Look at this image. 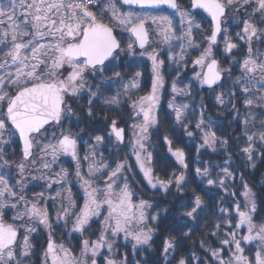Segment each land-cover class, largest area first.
I'll return each mask as SVG.
<instances>
[{"label": "snow or ice", "instance_id": "snow-or-ice-1", "mask_svg": "<svg viewBox=\"0 0 264 264\" xmlns=\"http://www.w3.org/2000/svg\"><path fill=\"white\" fill-rule=\"evenodd\" d=\"M124 5L128 10H122ZM165 7L179 14V34L172 16L163 14ZM133 8L161 12L152 14ZM241 10L247 18L232 17L233 23L240 27L234 41L225 25L230 13ZM198 15L199 22L195 19ZM204 24L208 25L206 30ZM194 29L203 33V43L195 39ZM173 40L179 41V52L173 50ZM239 41L246 46L245 55L240 59L233 57L229 66L223 67L216 54L221 43L223 53L231 56L234 49L238 50ZM160 43L169 45L167 58L176 72L168 108L175 124L183 127L188 137L199 133L202 143L197 153L205 147L216 151L217 144L226 145L228 141L217 135L216 125L205 116L202 103L194 124L196 132L190 130L191 105L177 100V97L192 95L191 83L178 86L182 83L181 69L186 70L189 64L192 79L201 89L210 90L218 105H230L237 118L240 111L235 101L242 100L246 110L242 121L246 146L241 151L251 167H255L257 143L264 155V119L257 128V117L253 114L254 109H264V50L260 47L264 46V0H189L187 7H181L178 0H0V145L14 142L21 145L19 162L6 157L0 147V264H32L31 257L35 253L31 234L37 232L39 226L48 233L42 264H129L126 253L117 256V241L121 236L126 243L132 242L134 252L141 246L151 247L160 213H149L153 207L149 201L134 200L127 178L122 176L125 170H132L126 158L111 167L103 152L97 150L99 145L113 140L124 144L125 128L119 126L117 119H112L108 132L94 135L95 143L81 157L78 134L65 129L64 121L73 112L69 98L78 99L86 91V113L92 119L93 103L100 95L101 86L111 88L119 84L132 109L129 117L134 121L129 142L131 153L147 185L165 194L174 188L176 194L183 196L189 187V163L184 149L175 147L167 135L164 137L179 169L161 178L154 170L153 155L146 144L152 130L158 131L161 124L159 109L165 86L162 71L165 60L153 46ZM189 49L198 50L190 61ZM137 56H146L151 61L152 75L150 90L133 98L131 90L141 88L143 72L134 70L125 82L121 69L127 70ZM225 79L232 81L227 102L223 92L216 94L217 88L225 87L222 83ZM95 81L99 83H93ZM121 95L117 91L104 103L118 106ZM260 115L264 116V111ZM103 119L107 121L108 117ZM62 156L75 161V176L84 192L83 204L78 207L71 190L63 187L56 190L55 195H47V200L55 202L61 198L55 223L65 229L70 224L69 236L80 234L76 247L54 238L46 193H35L31 199L25 194L29 176L32 180L45 181L48 189L67 183L68 170L62 166L59 171L54 168ZM82 161H87L86 173L82 171ZM222 172L223 178H213L208 167L195 168L196 175L206 180L207 185L219 186L228 192L226 180L235 177L227 167L222 168ZM241 181L243 192L239 195L244 197V202L232 200L228 207H221V222L209 233L224 247H207L205 251L210 256L207 262L193 256L199 264H212L213 260L216 264H264V218L260 222L255 219V193L243 182V177ZM62 191H67L66 197L62 196ZM228 194L238 195L236 192ZM203 204L202 197L193 190L190 201L181 203L184 209L181 215L196 221ZM232 205L235 216L231 215ZM5 209L15 210L12 222L4 218ZM101 216L99 234L96 239H90V235H95L91 232L93 218ZM16 221L22 223L18 225ZM21 227L25 229L23 234ZM190 231L183 232L182 236L189 237ZM162 243L165 264H170L168 255L178 248L177 238L170 235ZM206 243L202 240L201 247ZM176 264H191V261L181 257Z\"/></svg>", "mask_w": 264, "mask_h": 264}, {"label": "trees", "instance_id": "trees-1", "mask_svg": "<svg viewBox=\"0 0 264 264\" xmlns=\"http://www.w3.org/2000/svg\"><path fill=\"white\" fill-rule=\"evenodd\" d=\"M166 13H172L167 11ZM199 20L201 17L197 16ZM229 20V18H228ZM225 27L228 28L229 34L233 37L235 41V36L240 27L237 24H227ZM206 30L208 28L207 24L203 25ZM237 31V32H236ZM203 35V33H202ZM202 35H200L202 37ZM203 43V42H201ZM239 48L234 49L231 56H226L221 48L217 51V57L221 59L222 66L228 67L230 60L235 57L240 59L245 55L246 46L243 41H239ZM222 44V43H221ZM259 45H254V47ZM264 50V46H260ZM191 55H189V61L193 59L196 55V51L189 49ZM145 64H142L141 71L143 72V82L138 91V94H145L150 89L151 79L149 78L148 69ZM133 67H129L125 73H132ZM172 68L169 72H165V86L162 90V97L160 100V116L161 124L158 126V131L153 129L151 132V139L149 140L150 151L153 155V166L157 175L161 178L174 169H179V165L176 164L175 158L171 156L168 152V145L164 141V137L167 135L172 141L175 147L183 148L187 154V160L189 163L188 168V189L183 196L176 194L175 189H171L168 194L163 191L151 189L147 182L144 180L143 176L134 167L132 160L126 159L127 164L132 166L131 171L125 170L127 176V181L131 185L133 192L135 193V200H147L153 207L149 209L150 214L160 213V219L158 223V231L153 235V240L151 242V247L141 246L138 247L135 252L132 249L131 243H124L119 241L117 243L119 247V252L117 256H122L127 254L129 264H136L137 261L140 264H165V258L162 253L163 243L162 241L168 238L170 235H174L177 238L178 248L174 251H170L168 255V261L170 264H176V261L184 257L186 260L191 261V264H199V262L193 259V256L199 257L201 260L207 262L210 259L209 254L205 249L209 246L212 247H224L220 245L217 237L210 236L209 233L213 230V226L216 223H220L221 213L219 209L221 207H228L232 200H236L242 203L243 197L239 193L243 192L241 177H243V182L247 183L256 196L257 209L255 214V219L260 222L261 218H264V155H261L259 143L256 145V152L254 155L255 167H251V162L246 159V156L242 153L241 149L246 146V138L242 134L243 132V118L246 115V110L244 109L242 100H236V106L240 111L239 118L236 117V113L232 111L230 105L221 106L218 105L215 99V95L211 94L210 90L207 88L201 89L198 83L191 78L192 70L191 64L188 68L181 69V80L180 85H187L191 83L192 95L189 97H183L184 100L191 106H194L195 112L189 115L191 124H189L190 130L196 132L194 124L199 116V106L201 103L205 106L204 113L207 118H210L216 125L215 130L219 137L227 140L226 145L217 144L216 151H212L210 148H200L199 154L197 153V148L202 143L199 138V133H196L193 137H188L180 125L175 124L172 117L171 110L168 108V102L172 99V93L169 90L172 80L176 76V72ZM122 70V69H121ZM124 74V72H123ZM238 74V71H237ZM131 76V75H129ZM227 76V74H225ZM126 77V76H125ZM225 85L224 88H217L216 94L224 93V99L227 102L229 99L228 91L232 88V81L225 79L222 81ZM104 87V88H103ZM109 87L104 85L100 88V95L93 103V113L94 118L89 119L86 113L88 108V93L83 94L80 99L76 100L73 104V112L65 118L64 128L70 129L73 133L78 134V142L80 143V149H85V142L88 144L93 143L94 135H101L104 127H108V124L112 119H117L122 123L126 120L127 110L125 103L120 106L115 107L107 105L102 102L101 99L105 98V95H110L107 93ZM111 92V90H110ZM239 95V93H237ZM104 96V97H103ZM103 97V98H101ZM104 116L108 117V120L103 119ZM256 127H259V123L256 122ZM108 129V128H107ZM253 131L255 129H252ZM85 139V140H82ZM20 144L14 142L12 148H5L4 152L6 157L17 162L21 156ZM84 162V161H82ZM60 165L69 171L68 178L72 180L71 190L74 200L79 201V196L77 185L74 182L75 178V161H72L70 157H62L60 159ZM217 164L221 167L217 168ZM196 167H208L210 175L213 178H223L224 173L222 168L227 167L233 172L235 179H228L226 183L228 185V192L219 186H209L206 180L197 176L195 173ZM212 167L214 169H212ZM14 174L16 171L14 170ZM42 181L38 179L34 183L28 186V190L25 193L26 196L31 199L35 193L42 191ZM200 195L204 201L202 205L203 211L199 213V219L194 221L188 217L182 216L181 213L184 211L181 208V203L187 204L191 197L192 192ZM236 192L237 196H230L228 193ZM58 201V200H57ZM49 205V212L52 217L53 223L55 222V213L57 211L56 203L47 202ZM167 209V212L164 211ZM231 215L235 216L234 205L231 207ZM62 223V221L60 222ZM61 226H54L53 233L57 240L66 243L67 238L64 234H67V230L60 228ZM99 223L97 220H93L91 232L95 235H90V239H96L98 235ZM191 230V231H190ZM25 229L20 228L21 234H23ZM189 237H183V232H189ZM47 232L42 226H39L38 231L31 234V242L34 245V255L31 257L32 264H42L43 249L46 247ZM80 239V234L76 236L72 235V241L78 244ZM205 240L207 243L204 247H201V241ZM70 243V242H69ZM72 245V244H71ZM76 245H72L76 247ZM175 257V259H173ZM214 260L212 261V264Z\"/></svg>", "mask_w": 264, "mask_h": 264}, {"label": "rangeland", "instance_id": "rangeland-1", "mask_svg": "<svg viewBox=\"0 0 264 264\" xmlns=\"http://www.w3.org/2000/svg\"><path fill=\"white\" fill-rule=\"evenodd\" d=\"M122 10H128V8H125V9H123L122 8ZM132 10H134V9H132ZM135 11H144V12H150V13H152V14H160V12H156V10H154V9H136ZM163 14H166V15H170V16H172V18H173V22H174V26H175V28L177 29V34H179V30H180V28H181V22H180V17H179V14L178 13H176V12H172V13H164L163 12ZM232 17H235L236 18V20H240V19H242V18H247V15H246V13H244L243 12V10H241L240 11V13H235V12H232V13H230L229 14V20L227 21V24H229V25H231V24H236V23H233V20H232ZM195 19L199 22L200 20H199V18L196 16L195 17ZM238 31H240V30H238ZM194 32L196 33V35H195V39L198 41V42H203V40H202V37L200 36V35H202V32L200 31V30H195L194 29ZM237 32V31H236ZM172 47H173V50L175 51V52H179V47H178V44H179V41H175V40H173L172 42ZM153 46H156L157 47V50L159 51V53H160V58L161 59H164L165 60V65H164V67H163V69H162V71H163V74H165V72H169L172 68H174L175 66L174 65H172L171 64V62L168 60V55H169V45L168 44H164V43H160L159 45H153ZM221 48L223 49V44H221ZM149 50H151V46H150V48H149ZM137 52H139V50L137 49ZM196 54H198V50H196ZM129 59H132V58H129ZM142 64H145L147 67V69H148V74H149V78L151 79V75H152V73H151V61L150 60H148L147 59V57L146 56H144V57H140V56H137V57H135V62L134 63H131V65H130V68L131 67H133L132 69H134V68H136V69H134V70H141L142 69ZM127 70H129V69H127ZM127 70H125V71H127ZM134 70H131L132 71V73H125V71H123V69H122V72H124V77H125V82L128 80V79H130L131 78V76L133 75V72H134ZM129 75H131V76H129ZM191 78H192V76H191ZM151 81V80H150ZM143 82H145V81H143V78H141V85H143L142 83ZM93 83H99V81H95V82H93ZM188 85V84H187ZM105 87H108L107 85H104ZM184 86H186V85H180V87H184ZM104 88V87H103ZM142 88V87H141ZM110 90H111V92H110ZM150 90V89H149ZM169 90L171 91V86H170V88H169ZM117 91H119V92H121V98H120V104L118 105V106H120L122 103H125L126 105H125V107H126V110H127V116H126V120L124 121V122H122V123H119V126L120 127H123V128H126L127 130H126V134H125V143L124 144H117L114 140L111 142V143H105V144H103V145H99L98 146V148H97V150H98V152H103V156H104V158L106 159V161L111 165V167H115V163L116 162H121V161H123V160H125V158L126 159H128L129 161H131L132 160V163H133V165H134V167L137 169V171L143 176V173L140 171V169H139V167L136 165V159H135V156L134 155H132V153H131V146H130V139H131V135H132V131H131V124L134 122V121H132V120H130L129 119V117H130V115L132 114V109H131V107H130V103H129V101H128V98L126 97V96H124L123 95V88L119 85V84H114V85H112V87L111 88H109L108 90H107V93L106 94H108V93H110V95L108 94V95H105V98H103V97H101V98H103V99H101L102 100V102L104 103V100L106 99V98H108V97H111V96H113V95H115L116 93H117ZM132 91V94H133V98H135L136 96H140V95H144V94H138V92L140 91H138V90H136V89H133V90H131ZM86 92V91H85ZM85 92H82L81 94H80V97L83 95V94H86ZM148 92V91H147ZM146 92V93H147ZM145 93V94H146ZM80 97L78 98V99H80ZM161 97H162V93H161ZM77 98H69L68 99V103L71 105V107H73V104H75L76 102V100H78ZM177 100L178 101H183V102H186L185 100H184V98L183 97H177ZM187 103V102H186ZM111 106H114V105H111ZM118 106H115V107H118ZM193 108H195L194 106H191L190 107V109H189V114H191L192 112H193ZM262 111H264V109H254L253 110V114L257 117V120H256V122L257 123H259V121L261 120V119H264V116H261L260 115V113L262 112ZM69 116V115H68ZM68 116H66V119H68ZM119 121V120H118ZM120 122V121H119ZM108 127H104V129L102 130V133H101V135H105L107 132H108V129H107ZM73 134H75V133H73ZM77 139H78V137H77ZM13 140H15V138H13ZM79 140V139H78ZM82 140H85V139H83L82 138ZM79 143V142H78ZM95 143V141H94V139H93V143L92 144H94ZM146 144H147V146H148V150L150 151V145H149V140L146 142ZM79 145H80V143H79ZM91 144H88V142H85V149H82V151H81V149H80V155H81V157H83V155L85 154V152H87L88 150H89V146H90ZM14 146V143H12V144H10V145H0V147H2L3 149H5V148H12ZM63 157V156H62ZM62 157L60 158V159H62ZM20 159H21V156H20ZM20 159L17 161V162H19L20 161ZM62 165H60V163H58L56 166H54V168H55V170L56 171H59V169H60V167H61ZM63 167V166H62ZM221 166L219 165V164H217V168H220ZM212 169H214L213 167H212ZM14 170L16 171V169L15 168H13L12 169V174L13 175H15L14 174ZM82 171L83 172H87V161H84V162H82ZM69 172V171H68ZM70 174V173H69ZM122 176H124V177H126L127 178V176H126V174H125V171L122 173ZM143 178H144V176H143ZM145 180V179H144ZM37 181H38V179H37ZM40 181H42V183H43V185H42V191H44L45 193H46V197H45V199L47 200V195H55V191L56 190H61L62 189V187L64 188V189H70L71 190V183H72V180L71 179H69L68 178V181H67V183L65 184V185H63V186H61V185H53V188L52 189H48L47 188V186H46V183H45V181H43V180H40ZM146 181V180H145ZM35 182V180H32L31 179V177L29 176L28 177V179H27V188L25 189V193L27 192V190H28V186H30L31 185V183H34ZM74 182H75V184L77 185V189L76 190H78V194H79V196H81V198H79V201H78V204H77V206L79 207V206H81L82 204H83V196H84V192H83V189H82V187H81V184H80V182L77 180V178H76V176H75V178H74ZM147 182V181H146ZM120 183L122 184V181H120ZM129 186H130V189L132 190V188H131V185L129 184ZM133 191V190H132ZM134 193V192H133ZM71 194H72V190H71ZM62 196H64V197H66L67 196V191H62ZM243 197V196H242ZM72 198H73V195H72ZM74 199V198H73ZM58 200V201H57ZM57 200L55 201V202H53L52 200H47V202H50L51 204L52 203H56V204H58L57 205V209L59 208V204H60V200H61V198H57ZM134 200H135V193H134ZM243 200H244V197H243ZM136 201H138V200H136ZM64 202L66 203L67 201L66 200H64ZM244 202V201H243ZM242 202V203H243ZM77 203V202H76ZM53 205V204H52ZM5 211V213H6V215H5V219L8 221V222H12V216L15 214V210H11V209H5L4 210ZM103 214H106V213H102V215ZM97 220L98 221V223H99V227H100V219H102V216H101V218H93V220ZM16 223L19 225V224H21L22 222L21 221H16ZM63 223V222H62ZM62 223H61V225H62ZM54 226H56V223L54 222L53 223V227ZM43 227V226H42ZM70 224H69V227L66 229L67 230V234H64L65 235V237L67 238V240H66V244H68L69 242L72 244V245H76V243H74L73 241H72V235L74 234L75 236H76V234H79V233H71V236H69L68 235V233H69V231H70ZM22 228V227H21ZM60 228V227H59ZM63 228V227H62ZM62 228H60L61 230H62ZM65 229V228H64ZM46 231V230H45ZM63 231V230H62ZM47 232V231H46ZM48 234V233H47ZM241 234H243V232L241 233ZM53 236H54V238L56 239V237H55V234L53 233ZM57 240V239H56ZM94 240V239H93ZM119 241H122V242H124V243H126L124 240H123V238H122V236H121V238L117 241V243L119 242ZM57 242H62V241H60V240H57ZM65 243V242H64ZM127 243H131L132 244V242L131 241H129V242H127ZM248 246H246V248H247ZM214 264H216V262L214 261L213 262Z\"/></svg>", "mask_w": 264, "mask_h": 264}, {"label": "flooded vegetation", "instance_id": "flooded-vegetation-1", "mask_svg": "<svg viewBox=\"0 0 264 264\" xmlns=\"http://www.w3.org/2000/svg\"><path fill=\"white\" fill-rule=\"evenodd\" d=\"M178 3L181 5V7H187L189 4V0H178ZM123 9L128 8V6H122ZM134 10H136L135 8H133ZM167 11H171L169 9H167L166 7L163 9V12L166 13ZM156 12H161V10L157 9ZM175 12V11H172ZM126 128H125V134H126Z\"/></svg>", "mask_w": 264, "mask_h": 264}, {"label": "water", "instance_id": "water-1", "mask_svg": "<svg viewBox=\"0 0 264 264\" xmlns=\"http://www.w3.org/2000/svg\"><path fill=\"white\" fill-rule=\"evenodd\" d=\"M124 6H127V5H124ZM167 8V7H166ZM167 9H169V10H171V11H175V10H173V9H170V8H167ZM205 16H206V14H204ZM139 50V49H138ZM21 146V145H20Z\"/></svg>", "mask_w": 264, "mask_h": 264}]
</instances>
